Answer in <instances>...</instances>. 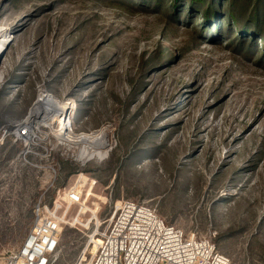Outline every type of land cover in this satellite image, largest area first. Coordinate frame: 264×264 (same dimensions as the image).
<instances>
[{"label":"rangeland","instance_id":"1","mask_svg":"<svg viewBox=\"0 0 264 264\" xmlns=\"http://www.w3.org/2000/svg\"><path fill=\"white\" fill-rule=\"evenodd\" d=\"M192 1L0 0L12 37L0 125L27 117L43 90L69 104V136L104 130L109 141L106 158L88 161L86 144L49 136L25 160L9 141L0 254L21 244L37 203L82 175L88 211L147 204L232 264H264V0H236L235 22L233 0ZM89 214L64 230L57 264L77 259Z\"/></svg>","mask_w":264,"mask_h":264},{"label":"built area","instance_id":"2","mask_svg":"<svg viewBox=\"0 0 264 264\" xmlns=\"http://www.w3.org/2000/svg\"><path fill=\"white\" fill-rule=\"evenodd\" d=\"M47 120L28 114L0 125V156L9 141L22 146L25 160L46 151V136L53 134ZM81 176L60 191L52 205L36 204L28 233L18 248L0 254V264H57L64 230L87 213L91 217L82 224V248L73 264H232L212 240L186 236L147 204L122 199L112 207L88 211ZM76 210L80 214L75 216Z\"/></svg>","mask_w":264,"mask_h":264},{"label":"bare ground","instance_id":"3","mask_svg":"<svg viewBox=\"0 0 264 264\" xmlns=\"http://www.w3.org/2000/svg\"><path fill=\"white\" fill-rule=\"evenodd\" d=\"M11 39V36H9L7 33H4V31L0 29V58L3 59L9 47V42L11 41ZM4 77L5 74L3 70L0 69V84L3 82ZM37 99L38 101H36L34 104L35 107L33 105L29 113L30 116L47 118L48 120L46 121V125L53 128L52 136L61 145L66 146V141L74 144L88 145V148L82 145L83 148L80 149V152L78 153V159H80L81 161L93 160L95 158L103 159L107 157L108 151L106 149L109 147V141L108 136L105 134L104 130L98 131L96 133L93 132L94 134H83L77 138H73L67 134L68 119H71L69 104L67 105L59 103L56 99H54V97H52L50 94H47L46 92L44 93V91L40 92ZM47 137L48 135L46 136V138ZM95 145H98L97 149H93L95 148Z\"/></svg>","mask_w":264,"mask_h":264},{"label":"trees","instance_id":"4","mask_svg":"<svg viewBox=\"0 0 264 264\" xmlns=\"http://www.w3.org/2000/svg\"><path fill=\"white\" fill-rule=\"evenodd\" d=\"M194 2H195V4H197V5H204V2H203V0H193ZM192 1V2H193ZM214 1V0H213ZM235 1L236 0H233V3L230 5V9H228L227 10V18H228V20L229 19H231V20H234V22H235V11H236V9H235V7H236V3H235ZM193 2V3H194ZM194 5V4H193ZM192 5V6H193ZM257 11V10H256ZM238 25V24H237ZM256 33H259V31L258 32H256ZM261 33V32H260ZM261 38H260V40H264V35L262 34L261 36H260Z\"/></svg>","mask_w":264,"mask_h":264},{"label":"water","instance_id":"5","mask_svg":"<svg viewBox=\"0 0 264 264\" xmlns=\"http://www.w3.org/2000/svg\"><path fill=\"white\" fill-rule=\"evenodd\" d=\"M1 62H2V58H0V66H1ZM37 101H38V99H37Z\"/></svg>","mask_w":264,"mask_h":264}]
</instances>
